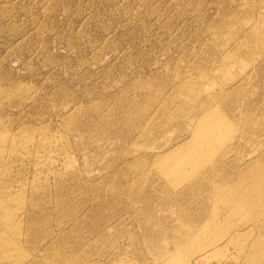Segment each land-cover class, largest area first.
Here are the masks:
<instances>
[{"label": "rangeland", "instance_id": "obj_1", "mask_svg": "<svg viewBox=\"0 0 264 264\" xmlns=\"http://www.w3.org/2000/svg\"><path fill=\"white\" fill-rule=\"evenodd\" d=\"M0 264H264V0H0Z\"/></svg>", "mask_w": 264, "mask_h": 264}, {"label": "bare ground", "instance_id": "obj_2", "mask_svg": "<svg viewBox=\"0 0 264 264\" xmlns=\"http://www.w3.org/2000/svg\"><path fill=\"white\" fill-rule=\"evenodd\" d=\"M214 180H215V179H214ZM220 182H221V181H220ZM220 182H219V183H220ZM208 187H209V186H208ZM239 209H240V208H239ZM244 209H245V208H244ZM242 224H243V223H242Z\"/></svg>", "mask_w": 264, "mask_h": 264}]
</instances>
